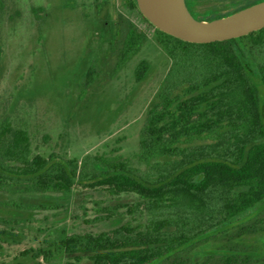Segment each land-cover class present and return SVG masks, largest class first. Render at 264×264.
I'll list each match as a JSON object with an SVG mask.
<instances>
[{
    "label": "rangeland",
    "instance_id": "1",
    "mask_svg": "<svg viewBox=\"0 0 264 264\" xmlns=\"http://www.w3.org/2000/svg\"><path fill=\"white\" fill-rule=\"evenodd\" d=\"M186 1L197 19L208 21L262 0ZM129 25L142 31L145 41L115 71L117 48ZM235 49L244 53V61L257 74L261 50L251 51L250 43L240 38ZM142 61L149 63V69L138 80L135 69ZM171 65L155 27L131 6V0H0V123L27 132L31 157L54 155L81 166L85 157L102 155L128 161L137 175L152 183L166 176L176 157L151 167L140 161L138 153L141 132L150 109L159 101ZM91 70L94 78L87 84ZM254 81L258 83L257 78ZM258 88L262 96L259 83ZM101 198L100 191L81 187L64 197L0 186V264H70L54 244L66 235L111 231L126 222L136 224L140 215L152 219L148 211L154 210V203L144 197L104 196V204L98 203ZM131 201H137L140 218L128 215L122 207L108 221L94 220L100 214L97 204ZM161 209L162 215L156 217L185 216L180 209ZM263 221L264 201L235 219L225 232L200 243L192 251V264H214L207 257L209 250L234 246L257 256L252 259L259 258L258 264L264 263ZM250 226L257 230L234 238ZM149 236L153 241L165 239L155 229ZM38 248L54 251L49 262L33 258L30 249Z\"/></svg>",
    "mask_w": 264,
    "mask_h": 264
},
{
    "label": "trees",
    "instance_id": "2",
    "mask_svg": "<svg viewBox=\"0 0 264 264\" xmlns=\"http://www.w3.org/2000/svg\"><path fill=\"white\" fill-rule=\"evenodd\" d=\"M131 6L137 9L134 0ZM155 35L172 65L141 132L138 157L151 167L177 158L172 171L156 182L137 175L124 159L89 155L79 166L76 160L54 155L31 157L27 132L0 123V160L4 163L0 165V186L64 197L81 187L98 190L103 198L136 195L159 205L153 204L154 210L148 211L151 219L138 216L137 201L97 204L100 214L95 221L112 219L122 207L140 219L111 231L66 235L54 244L55 251L61 250L70 264L84 260L88 264H192V251L200 243L225 232L235 219L264 201V28L240 37L250 43L251 51L259 48L262 52L257 74L244 61V53L235 49L237 39L196 44L156 28ZM144 41L145 34L129 25L117 48L115 71L123 68ZM148 69L147 61L140 62L136 78L141 80ZM93 78L91 70L87 84ZM253 78L261 85L262 96ZM103 198L98 203H106ZM161 208L180 209L185 216L174 220L156 217L162 215ZM151 229L165 239H150ZM256 230L243 228L234 238ZM162 247L167 249L160 251ZM222 250H209L207 257L214 264L259 262V258L252 259L257 256L237 246ZM30 252L46 262L54 254L44 248Z\"/></svg>",
    "mask_w": 264,
    "mask_h": 264
},
{
    "label": "water",
    "instance_id": "3",
    "mask_svg": "<svg viewBox=\"0 0 264 264\" xmlns=\"http://www.w3.org/2000/svg\"><path fill=\"white\" fill-rule=\"evenodd\" d=\"M156 29L181 41L205 44L237 39L264 28V0L216 19L198 20L186 0H134Z\"/></svg>",
    "mask_w": 264,
    "mask_h": 264
},
{
    "label": "flooded vegetation",
    "instance_id": "4",
    "mask_svg": "<svg viewBox=\"0 0 264 264\" xmlns=\"http://www.w3.org/2000/svg\"><path fill=\"white\" fill-rule=\"evenodd\" d=\"M186 3H187V1H186ZM187 6H188L190 12L192 13V10H191L190 6L188 5V3H187ZM192 14H193V13H192ZM193 16H194V14H193ZM194 17H195V16H194Z\"/></svg>",
    "mask_w": 264,
    "mask_h": 264
}]
</instances>
